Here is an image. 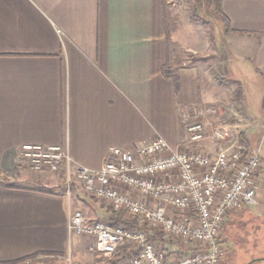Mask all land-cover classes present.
<instances>
[{
	"label": "crops",
	"instance_id": "0c3cea01",
	"mask_svg": "<svg viewBox=\"0 0 264 264\" xmlns=\"http://www.w3.org/2000/svg\"><path fill=\"white\" fill-rule=\"evenodd\" d=\"M175 6V0H0V178L13 180L0 181V263L38 255L55 259L47 264H101L92 238L68 232L75 210L136 225L76 183L74 192L64 191L47 181L54 176L22 172L16 159L24 144L67 142L73 162L91 169L103 165L111 147L162 137L177 148L189 117L211 120L207 106L218 107L219 118L236 113L229 82L220 79L239 82L236 70L262 82L254 91L262 112H247L264 125V0H220L230 31L224 28L212 48L198 23ZM211 50L220 76L207 69ZM234 58L248 67L235 68ZM134 255L127 241L110 263Z\"/></svg>",
	"mask_w": 264,
	"mask_h": 264
},
{
	"label": "built area",
	"instance_id": "2783aa9c",
	"mask_svg": "<svg viewBox=\"0 0 264 264\" xmlns=\"http://www.w3.org/2000/svg\"><path fill=\"white\" fill-rule=\"evenodd\" d=\"M216 112L207 106L208 116ZM209 117L187 127V147L172 148L162 137L111 147L98 169L75 164L67 142L24 144L20 154L33 170L62 172L67 191L76 183L115 213L135 219V226L115 225L80 210L69 215L70 236L92 238L100 256L110 259L121 244L135 242L136 255L112 264H219L222 223L230 212L255 203L262 160L260 149L241 141L236 128ZM145 225L191 247L163 242Z\"/></svg>",
	"mask_w": 264,
	"mask_h": 264
},
{
	"label": "rangeland",
	"instance_id": "374dc122",
	"mask_svg": "<svg viewBox=\"0 0 264 264\" xmlns=\"http://www.w3.org/2000/svg\"><path fill=\"white\" fill-rule=\"evenodd\" d=\"M176 6L174 7L178 15L184 16L185 18H189L190 20H194L193 15L197 18H200L201 21L197 22L199 27L205 31V34L209 38V42L211 43V48L213 47L214 39H220L225 37L224 26L221 21L218 19L217 15L213 12V7H209L205 4V0H175ZM217 42V41H216ZM229 47V45H228ZM197 58V57H196ZM205 63H207V69L209 73L214 76H220L217 73V69L215 66V60L213 56V51L211 50L205 56ZM226 62V61H225ZM224 62V63H225ZM233 66L237 69H245L248 67L244 61H237L234 58ZM229 67L223 68L222 71L227 73ZM235 71V70H232ZM239 71V70H238ZM236 70V73L240 76V81L237 82L234 78L231 77H222L227 85H230L227 89L231 95V110L236 113L232 115H225V117L219 118V109L216 107V114L209 115L214 119V121H218L222 124H226L228 126L236 128V132L239 134L241 141H245L251 148H259L262 160V169L259 175V181L256 190L255 203L253 205L240 208L236 211H232L225 218L222 223L220 234H219V242L222 245V255L219 261V264H264V125L252 123L251 118L249 116V112L247 110H254L256 112H262V103L257 98V93L254 92L255 89H258L262 82H257L255 80L250 79L249 73L246 71ZM256 94H254V93ZM239 93V94H238ZM246 102V103H244ZM213 106V105H210ZM207 115V114H206ZM242 116V117H241ZM201 120V116H191L188 119V126L198 122ZM242 138H244L242 140ZM187 140H184V142ZM183 142V145L178 147H187L186 143ZM16 166H20L22 172H27L31 174H40L46 176H54L55 179H47V181L53 182L58 181V184L63 186V190L66 191L65 188V178L62 176V172H52L49 170L45 171H36L29 167L26 164L25 160L22 158L21 154L16 159ZM58 174V175H57ZM43 176V178H47ZM58 176V177H57ZM58 178V180H57ZM72 180L73 177H72ZM0 181L5 182H13L11 179H1ZM75 184V183H74ZM74 184H71L70 191L74 192ZM108 208L112 211V208L108 205ZM115 213V212H114ZM121 216V218L126 221L134 220L131 216L123 213H116ZM118 225V223H114ZM145 228L152 234L154 237L161 239L163 242H170L172 245H176L177 247L190 248V245H183L182 243L173 242L171 238L164 236V234L158 230L157 228H153L150 226H146ZM132 242V241H131ZM136 247L135 242H132ZM90 248H93V242L89 243ZM94 249V248H93ZM137 253V252H136ZM99 255V254H98ZM100 256V255H99ZM101 264H111V259L100 256ZM55 259L49 256H41L34 259L33 264H47L49 262H53ZM66 263H68L66 261Z\"/></svg>",
	"mask_w": 264,
	"mask_h": 264
},
{
	"label": "trees",
	"instance_id": "16d2710c",
	"mask_svg": "<svg viewBox=\"0 0 264 264\" xmlns=\"http://www.w3.org/2000/svg\"><path fill=\"white\" fill-rule=\"evenodd\" d=\"M205 4L207 6H209V7H213V12L217 15L218 19L223 24V26L225 28V31L226 32L230 31L228 20L224 16V14L222 13L221 8H220V0H205ZM193 18L197 22H200L201 21L200 18H197L194 15H193ZM163 72H165V74H166V70L165 71L163 70ZM243 139L244 138H242V140ZM37 256L38 255L29 256V257H26V258H23V259H20V260H16V261H12V262H3V263H0V264H21V263H24L26 261H33L34 259L37 258Z\"/></svg>",
	"mask_w": 264,
	"mask_h": 264
}]
</instances>
